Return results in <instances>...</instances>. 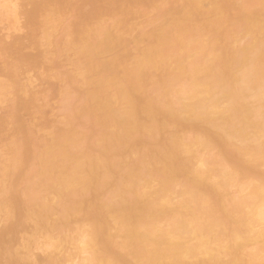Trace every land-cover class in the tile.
<instances>
[{
    "label": "bare ground",
    "instance_id": "obj_1",
    "mask_svg": "<svg viewBox=\"0 0 264 264\" xmlns=\"http://www.w3.org/2000/svg\"><path fill=\"white\" fill-rule=\"evenodd\" d=\"M1 1L8 30L24 17L28 31L3 43L0 102L26 92L19 68L39 70L25 43L51 44L66 21L55 44L85 88L40 145L17 112L6 143L0 116V264H39L32 250L49 247L41 263L264 264V0ZM31 102L18 93L13 109ZM82 119L98 132L81 134Z\"/></svg>",
    "mask_w": 264,
    "mask_h": 264
},
{
    "label": "rangeland",
    "instance_id": "obj_2",
    "mask_svg": "<svg viewBox=\"0 0 264 264\" xmlns=\"http://www.w3.org/2000/svg\"><path fill=\"white\" fill-rule=\"evenodd\" d=\"M2 1H4V0H2ZM1 1V2H2ZM5 2V1H4ZM8 2V1H7ZM6 2V3H7ZM3 3V2H2ZM9 4V3H8ZM7 4V5H8ZM14 4V3H13ZM12 4V5H13ZM0 5H1V3H0ZM6 4L4 3V7H6L7 8V6H5ZM2 7H3V5H1ZM2 7L0 8V9H2ZM3 7V13H4V11H5V8ZM8 9V8H7ZM2 11V10H1ZM7 12L6 13H8V11L9 10H6ZM5 13V15H7ZM10 13H11V11H10ZM152 12H150V14H151ZM154 14H155V11L153 12ZM149 14V15H150ZM154 14H153V16L152 17H154ZM4 15V16H5ZM11 15V14H10ZM2 16V15H1ZM4 16H2L1 17V20H0V55H2V56H0V61L1 60H3V61H5L4 63H3V65L5 66L4 68H3V65H2V61H1V64H0V77L2 76V79L0 80V81H4L6 78H4V77H7V79H6V81L8 80V76L6 75V71H7V66H6V64H7V61L9 62L10 60V57L8 56L7 57V52L6 53H4V49L3 48H6V47H4V45H3V43H6V42H8L7 43V47H8V44H13L14 43V39H15V37H19L20 35H23L25 32V34H24V36L27 34V31L28 30H24V26H25V23H27V21L26 22H24V23H22V20L24 19V17H23V19L21 18V24H18V23H20V22H17V25H16V23L14 24L13 22H11V23H13L14 25H16V29H17V27H18V25H20L21 27H22V30H20L19 28L16 30V29H12L11 28V30H8L10 27H8V25H9V22L8 21H10V20H7L8 18V16H5V18H4ZM151 16H149V17H151ZM156 16H157V13H156ZM64 17H65V15H64ZM64 17H59V19H63V20H65L64 19ZM68 17V16H67ZM149 17H147V18H149ZM151 17V18H152ZM10 18H12V15L10 16ZM20 18V17H19ZM146 18V17H145ZM144 18V20L145 21H147V24H148V21L150 22V19H145ZM156 18V17H155ZM2 19H3V21H2ZM68 19H70V15H69V18ZM72 19V18H71ZM141 19V18H140ZM154 19V18H153ZM14 20V19H13ZM26 19H24V21H25ZM57 20V19H56ZM67 20V19H66ZM65 20V21H66ZM142 21H144L143 20V17H142V19H141ZM55 20H53V22H54ZM58 21H60V20H58ZM70 21V20H69ZM133 21V20H132ZM4 22V23H3ZM53 22L51 23V25L53 24ZM62 22V20L59 22V23H61ZM136 22H137V20H136ZM139 22V21H138ZM63 23V25H60L61 27L62 26H65L66 24L65 23H67V21L66 22H62ZM61 23V24H62ZM145 23V24H144ZM143 24L144 25H147L146 24V22H144ZM4 24V25H3ZM13 24H11V25H13ZM24 24V25H23ZM54 24H56V23H54ZM58 24V23H57ZM65 24V25H64ZM68 24V23H67ZM23 25V26H22ZM50 25V24H49ZM59 25H57V26H59ZM5 26V27H4ZM56 26V27H57ZM5 29H4V28ZM15 27V26H14ZM54 28V29H56L57 31H58V33L56 32V30L54 31V30H52L51 31V34L53 33V31H54V33L58 36V34H59V36L62 34V33H60L61 31L63 32V29L61 30V31H59V29L61 28V27H59V29L58 28ZM62 28H64V27H62ZM26 29V28H25ZM19 30V31H18ZM39 30V29H38ZM7 31V32H6ZM10 31V32H9ZM15 31H17L16 32V34H15ZM14 32V33H13ZM23 32V33H22ZM41 32V33H40ZM64 32H65V30H64ZM9 33L10 34H13V35H9ZM22 33V34H21ZM38 32L36 31V34H37ZM6 34H7V36H6ZM39 34H40V36L42 35L43 37H44V35H43V33H42V31L41 30H39ZM55 34H53V35H55ZM64 34V33H63ZM19 35V36H18ZM38 35V34H37ZM36 35V36H37ZM9 36V37H8ZM24 36H21V37H24ZM40 36H38V38L37 37H35V38H37V39H40L39 37ZM59 36H58V38H59ZM4 37V38H3ZM43 37H41V38H43ZM62 37V36H61ZM8 38V39H7ZM20 38V37H19ZM45 38V37H44ZM57 37L55 38L56 40L58 39ZM50 39H52V41L54 40V42L52 43V41H51V44H47V45H45V43H41L40 42V40H38L37 42L39 43H37L39 46H37V44L35 43L34 44V42L35 41H28V42H26L25 43V45L27 46L26 48H25V50L27 51V54H29V53H31V54H33V52H34V54H33V56H35L36 54L38 55V56H40L41 55V57H42V55L43 56H45V57H39V60H41V61H39V63L37 64V65H39L40 67H38L39 68V70H37V67H36V70L33 68V67H31V68H33V71H32V69L30 68L29 69V67L30 66H26V65H24L23 67H26V68H23L22 69V71H21V68H19L20 69V71H18L19 73H17V81H19V82H17V83H19L18 84V86H19V88H20V86H21V88H22V86L24 87V85H25V87H26V92H22L23 90H19V94L20 95H22V96H24V97H27V99H29V100H31L32 102L31 103H33L32 104V106L31 107H29L27 110H25V112H24V110H21V111H18L16 108H14L13 109V107L15 106L14 105V103H15V100H16V97H17V95H18V93H17V91H13L15 94H13V92L11 93V91H10V93L9 92H7V93H9V94H7V95H5V96H7V97H4L3 95H1V96H3V98H1V99H3V101H1L0 102V114H2V115H0L1 116V118L2 117H5V115L7 116V114L9 115V116H7V117H5L4 119L6 120L7 119V121H6V125H7V129H6V133H5V138H12V136H11V134L13 133L14 134V132H16L17 130H15L14 131V129H15V127L14 126H16L15 124H16V122L15 123H11L12 121H15V120H12V119H14L15 117H14V114L13 113H15V112H17V113H15V114H18V115H20L19 116V118L20 119H22L23 118V123H24V125L25 124H27L26 126L28 127L27 129L29 130H27L28 132H30V134L32 135V138H34L36 141H37V145L39 144H41V143H44V141L46 142V140H48L50 137L48 136V135H51L50 133H52L53 131H54V129L55 128H60L61 126H65L66 124H64V122L66 121V117L67 116H69V114L71 113V109H73L74 107L75 108H77L76 107V105L77 106H79V102H80V94H78V90H83L84 88H85V86L84 85H82L83 83H82V81L80 82V80H81V78L79 77V76H81V75H78V73L75 71V67H77V66H74V62H75V60L72 62V59H75L76 57H75V54L74 53H72L71 52V50H68L69 52L66 54V55H64L65 53H61L60 51H62V49L59 51V43L61 42V38H59L58 40L60 41H57L56 43L58 44H55V39H54V36L52 37V38H50ZM9 40L11 41V43H9ZM45 40H46V38H45ZM44 39L42 40L41 39V41L42 42H46ZM25 41H27V40H24V42ZM50 41V40H49ZM63 41L64 40H62V42H61V44L63 43ZM66 41V40H65ZM16 42H17V40H16ZM15 42V43H16ZM22 42H23V40H22ZM29 42H31V44L33 45V47H34V49L32 50L31 49V47H32V45L31 46H29ZM47 42H48V40H47ZM49 43V42H48ZM11 44V45H12ZM60 44V47L61 46H63V45H61ZM64 44V43H63ZM2 45V46H1ZM35 45V46H34ZM55 45H57V47H54ZM144 45V43H142V44H140V47H142ZM6 46V45H5ZM28 46H29V49H31V50H28ZM40 47L39 49L37 48V47ZM36 47V48H35ZM47 47V48H46ZM133 47V46H132ZM51 49V51H50V49ZM58 48V49H57ZM37 49V51H35ZM43 49V50H42ZM49 49V50H48ZM63 49H64V46H63ZM132 50V52H130L132 55L133 54H138V50L135 48V47H133V48H131ZM2 50V51H1ZM46 50H47V52H48V54H47V52H46ZM23 51H24V48H23ZM26 51H24L25 53H26ZM30 51V52H29ZM41 51V52H40ZM46 52L45 54L43 53V52ZM67 51V50H66ZM62 52H65V51H62ZM40 53V54H39ZM42 53V54H41ZM70 53V54H69ZM72 53V54H71ZM4 54V55H3ZM6 54V55H5ZM52 54H54V55H52ZM58 55V56H56V55ZM74 54V55H73ZM30 55V54H29ZM36 55V56H37ZM46 55H47V57H46ZM71 55H73V56H71ZM71 56V57H70ZM1 57H2V59H1ZM4 57V58H3ZM7 57V58H6ZM59 60V62L62 64H60L61 65V68H60V66L57 68V65H59V64H57V63H54L53 62V59H55V62H58V60L56 59V58ZM60 57V58H59ZM67 59H66V58ZM70 59H69V58ZM75 57V58H74ZM11 58H13V57H11ZM15 58V57H14ZM41 58V59H40ZM64 58V59H63ZM16 59V58H15ZM63 59V60H62ZM13 60V59H12ZM52 60V61H51ZM57 60V61H56ZM62 60V61H61ZM14 61V60H13ZM48 61V62H47ZM37 62V61H36ZM65 62V63H64ZM43 65H42V64ZM50 63H52V64H50ZM73 63V65L71 66V64ZM36 65V66H37ZM48 65V66H47ZM42 66V67H41ZM46 66V67H45ZM28 67V68H27ZM47 68V69H46ZM55 68H57V69H55ZM66 68V69H65ZM72 68V69H71ZM3 69H5V71L3 70ZM25 69V70H24ZM68 69V70H67ZM73 69H74V71H73ZM2 70H3V72H6V73H3L2 72ZM46 70V71H45ZM76 70H77V68H76ZM33 73H32V72ZM35 71V72H34ZM50 71H52V72H50ZM69 71V72H68ZM23 72V73H22ZM26 72L28 73V74H26ZM37 72V73H36ZM62 72V73H61ZM67 74H66V73ZM34 73H35V75H34ZM57 73V74H56ZM70 73H72V74H70ZM24 75V77H23V75ZM37 74V75H36ZM61 74H62V76H61ZM66 74V75H65ZM68 74H69V76H73L74 75V79H76V81L78 80L80 83H82L81 85H80V83L79 82H76V83H74V82H72V83H70L71 81L70 80H68L69 79V76H68ZM4 75H6V76H4ZM57 75V76H56ZM59 75V76H58ZM64 75V76H63ZM76 75H78V76H76ZM4 76V77H3ZM26 76V77H25ZM75 76H76V78H75ZM63 77H65V78H63ZM68 79H67V78ZM20 78V79H19ZM27 78V79H26ZM51 78H53V79H51ZM58 78V79H57ZM31 79V80H30ZM57 80V81H56ZM59 80V81H58ZM6 81H4V82H6ZM31 81V83H29ZM66 81V82H65ZM70 81V82H69ZM75 81V80H74ZM29 83V84H28ZM69 83V84H68ZM74 83V84H73ZM8 84V83H7ZM28 84V85H27ZM32 86H31V85ZM79 86V87H78ZM10 87L11 86H9V89H10ZM75 87V88H74ZM77 87L78 88H80V89H77ZM20 88V89H21ZM23 89H25V88H23ZM29 93H28V92ZM59 91H61V92H59ZM80 92V91H79ZM26 93H28V94H26ZM34 94V96L33 97H30L29 98V96L31 95H33ZM16 97H15V96ZM12 96V97H11ZM13 96H14V98H13ZM9 97H11V98H9ZM5 98H6V100H5ZM9 98V99H8ZM33 98V99H32ZM34 99H36V101L34 100ZM10 100V101H9ZM13 100V101H12ZM34 101V102H33ZM13 102V103H12ZM36 102V103H35ZM30 103V104H31ZM75 108H74V110H75ZM14 111H13V110ZM28 110H30V111H28ZM12 111V113H10ZM27 111V112H26ZM9 112V113H8ZM20 112H21V114H20ZM73 112V111H72ZM10 114H13V116L12 117H10ZM22 116H24V117H22ZM14 117V118H13ZM3 119V118H2ZM12 120V121H11ZM22 121V120H21ZM63 121V122H62ZM11 124H10V123ZM10 125H9V124ZM60 123V124H59ZM13 124H14V126H13ZM58 124V125H57ZM64 124V125H63ZM97 123H95V121H93V120H86V119H82V120H80V122H79V124H78V131L81 133V134H84V135H89V136H93L95 133H97L98 131L97 130H99V127L96 125ZM9 125V126H8ZM52 125V126H51ZM60 126V127H59ZM66 127V126H65ZM52 128V129H51ZM61 128H64V127H61ZM9 129V130H8ZM11 129H12V131H11ZM32 129V130H31ZM8 130V131H7ZM32 132H31V131ZM14 131V132H13ZM7 132H8V134H7ZM10 134V135H9ZM35 136V137H34ZM41 137V138H40ZM43 137V138H42ZM18 139L17 140H19V139H21L20 137H17ZM46 138V140H44ZM5 140V139H4ZM4 140L2 141L3 143H1L2 144V146L0 145V169H1V167H2V165L5 163L4 162V160L6 161L7 159H8V157H9V150H8V148H7V146H6V143H8V141H9V139L7 140V142L5 143L4 142ZM41 140V141H40ZM21 141L23 142V140L21 139ZM20 140H19V142H21ZM43 141V142H42ZM21 142V143H22ZM5 143V145H3ZM4 162V163H3ZM29 167V166H28ZM29 169V168H28ZM1 218V217H0ZM56 221V218L54 217V218H52V220H51V223H54ZM3 222V223H2ZM28 223H30V222H28ZM31 224H33V226L31 225ZM31 224H28V226H27V224H26V226L24 227L25 229L24 230H22L21 232H20V234H18V237L15 239L16 240V242H14V244H16L15 245V247L16 248H18L19 246L20 247H22L21 249L22 250H25L24 249V247H23V245H22V243L24 242V241H27V238L29 239L30 237H31V233L34 231V230H38L39 228H37V227H35V224L34 223H32L31 222ZM4 225H5V221H3V218L2 219H0V229H2L3 227H4ZM32 227H31V226ZM2 227V228H1ZM29 227V228H28ZM32 228H33V230H32ZM31 234V235H30ZM67 234H69L70 235V237H72V236H74L75 235V232H69V231H67ZM29 235H30V237H29ZM20 237H21V239L22 240H20ZM25 238H26V240H25ZM24 239V240H23ZM42 241L44 240V238H42L41 239ZM18 241V242H17ZM22 241V242H21ZM21 242V243H20ZM19 243V244H18ZM25 243V242H24ZM17 244H18V246H17ZM22 245V246H21ZM69 244H66V246L67 247H69L68 246ZM20 247H19V249H20ZM34 247V246H33ZM49 247V246H48ZM67 247L63 250L64 252L65 251H67ZM35 249V248H34ZM39 249V248H38ZM37 248H36V250H32V252H33V259H35V261L34 262H39V264L41 263V261L40 260H38V259H42V260H44L43 259V257L42 256H45V255H47V253L45 254V255H43L42 253H41V251H43V250H41V248H40V250H38ZM72 249V248H71ZM45 250H49L48 252L51 254V256L52 255H55L54 254V252H52L51 253V250H52V248H46ZM68 250H70L69 248H68ZM55 252H56V250H54ZM58 251V250H57ZM72 252L71 253H73V255H74V249H72L71 250ZM23 252H25V251H23ZM69 252V251H68ZM68 252H65L66 254L64 255L63 254V252L61 253V257L60 258H62V256L66 259V257L68 258V255H69V253ZM68 253V254H67ZM70 253V254H71ZM35 254H36V256H35ZM41 255V258H38L37 257V255ZM50 254H48L46 257H48ZM63 254V255H62ZM40 255H39V257H40ZM72 255V254H71ZM71 255H70V257H71ZM72 255V256H73ZM85 255V254H84ZM83 254H81V256H79V258L77 257V260L79 259V261H80V259H82L83 258V256H84ZM58 257H59V254L57 255ZM34 257H36V258H34ZM46 257H44V258H46ZM69 257V258H70ZM76 257H75V255H74V258L76 259ZM38 258V259H37ZM63 258V259H64ZM71 258H73V257H71ZM70 258V259H71ZM74 259V260H75ZM38 260V261H37ZM73 260V259H72ZM72 260H69V262L71 261V263L73 262ZM66 261V260H65ZM67 261H68V259H67ZM66 261V262H67ZM68 263V262H67ZM71 263H69V264H71ZM41 264H44L43 262L41 263ZM72 264H75V262H73Z\"/></svg>",
    "mask_w": 264,
    "mask_h": 264
}]
</instances>
